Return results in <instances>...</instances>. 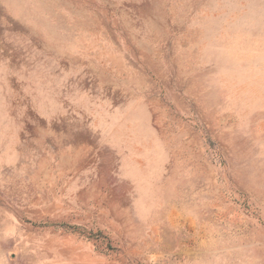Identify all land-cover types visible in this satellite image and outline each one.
I'll use <instances>...</instances> for the list:
<instances>
[{
  "label": "rangeland",
  "instance_id": "obj_1",
  "mask_svg": "<svg viewBox=\"0 0 264 264\" xmlns=\"http://www.w3.org/2000/svg\"><path fill=\"white\" fill-rule=\"evenodd\" d=\"M0 264H264V0H0Z\"/></svg>",
  "mask_w": 264,
  "mask_h": 264
}]
</instances>
